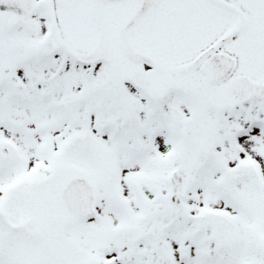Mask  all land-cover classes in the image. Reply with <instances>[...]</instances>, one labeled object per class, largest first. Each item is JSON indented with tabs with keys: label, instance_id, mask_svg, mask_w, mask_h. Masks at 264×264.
<instances>
[{
	"label": "snow or ice",
	"instance_id": "snow-or-ice-1",
	"mask_svg": "<svg viewBox=\"0 0 264 264\" xmlns=\"http://www.w3.org/2000/svg\"><path fill=\"white\" fill-rule=\"evenodd\" d=\"M0 264H264V0H0Z\"/></svg>",
	"mask_w": 264,
	"mask_h": 264
}]
</instances>
